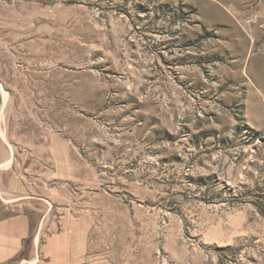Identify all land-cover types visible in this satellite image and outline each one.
Masks as SVG:
<instances>
[{
	"label": "rangeland",
	"instance_id": "1",
	"mask_svg": "<svg viewBox=\"0 0 264 264\" xmlns=\"http://www.w3.org/2000/svg\"><path fill=\"white\" fill-rule=\"evenodd\" d=\"M1 165L19 264H264V0H0Z\"/></svg>",
	"mask_w": 264,
	"mask_h": 264
},
{
	"label": "crops",
	"instance_id": "2",
	"mask_svg": "<svg viewBox=\"0 0 264 264\" xmlns=\"http://www.w3.org/2000/svg\"><path fill=\"white\" fill-rule=\"evenodd\" d=\"M33 227L24 215L0 218V264H19Z\"/></svg>",
	"mask_w": 264,
	"mask_h": 264
},
{
	"label": "bare ground",
	"instance_id": "3",
	"mask_svg": "<svg viewBox=\"0 0 264 264\" xmlns=\"http://www.w3.org/2000/svg\"><path fill=\"white\" fill-rule=\"evenodd\" d=\"M3 92H4V91H3ZM3 101H4V99H3ZM0 168L7 170V165H1ZM2 169H1V170H2Z\"/></svg>",
	"mask_w": 264,
	"mask_h": 264
}]
</instances>
